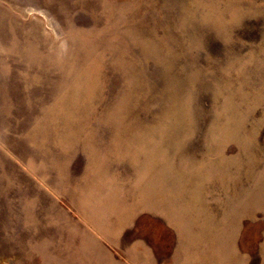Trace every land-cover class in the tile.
I'll use <instances>...</instances> for the list:
<instances>
[{
  "label": "rangeland",
  "instance_id": "obj_1",
  "mask_svg": "<svg viewBox=\"0 0 264 264\" xmlns=\"http://www.w3.org/2000/svg\"><path fill=\"white\" fill-rule=\"evenodd\" d=\"M163 175L264 179V0H0V264H127L82 189Z\"/></svg>",
  "mask_w": 264,
  "mask_h": 264
},
{
  "label": "crops",
  "instance_id": "obj_2",
  "mask_svg": "<svg viewBox=\"0 0 264 264\" xmlns=\"http://www.w3.org/2000/svg\"><path fill=\"white\" fill-rule=\"evenodd\" d=\"M245 180L148 176L141 182L144 202L126 197L113 181L85 186L81 206L96 207L104 217L98 226L88 224L90 214L82 209L76 238L100 233L98 239L120 249L127 264H251L256 254L264 263V228L261 237L248 228L264 225V179L252 189Z\"/></svg>",
  "mask_w": 264,
  "mask_h": 264
}]
</instances>
